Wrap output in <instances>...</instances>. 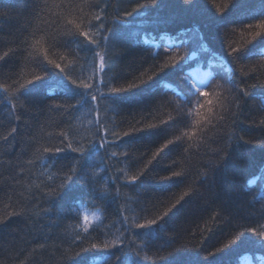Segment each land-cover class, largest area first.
Masks as SVG:
<instances>
[{"label": "trees", "instance_id": "1", "mask_svg": "<svg viewBox=\"0 0 264 264\" xmlns=\"http://www.w3.org/2000/svg\"><path fill=\"white\" fill-rule=\"evenodd\" d=\"M136 3L146 7L125 17ZM262 20L264 0H197L194 8L182 0H0V264H264V247L247 231H264V37L251 34L264 29L247 28ZM77 24L100 46L69 39ZM231 47L244 49L238 59ZM186 54L176 61L182 71L165 68L138 88L109 91ZM50 61L77 85L91 84L97 99L78 102L83 89ZM186 74L211 82L201 91L225 117L215 128L196 123L203 108L187 107L206 104ZM34 76L44 78L29 85ZM233 78L247 93L239 108ZM178 114L187 119L169 120ZM147 124L157 127L132 132ZM77 161L86 165L77 164V183L54 198L50 189L67 183ZM157 215L163 220L150 229L136 227ZM92 243L118 246L81 252Z\"/></svg>", "mask_w": 264, "mask_h": 264}, {"label": "snow or ice", "instance_id": "2", "mask_svg": "<svg viewBox=\"0 0 264 264\" xmlns=\"http://www.w3.org/2000/svg\"><path fill=\"white\" fill-rule=\"evenodd\" d=\"M148 2L152 6H158L159 5V0H148ZM182 2L184 4H186L187 6L192 7V8H194L197 5V0H182ZM234 2H235V0H233V3ZM88 6L89 7H97V8H99L100 4L99 3H95V4H91L90 3ZM108 7H110V4H105V8H108ZM144 7H146V5H142L140 3H136L135 8H133L131 12H129V11H125L124 12V16L125 17H130V16L133 15V13H135L137 11V9H141V8H144ZM102 11H103V9H102ZM218 11L222 14L221 16H223V14L226 13L228 10L225 9V8H220V9H218ZM94 19L96 21H100L101 20V16L100 15H96L94 17ZM71 23L74 24L75 21H72ZM221 27H222V29H225V30L234 31V29H229V25H222ZM247 28L249 30H252L254 28L264 29V20H262L258 25H253V24L250 23V24L247 25ZM76 29H77L76 32H73V33L70 34L69 39L74 38V37L83 36V37L87 38L88 43H90L92 45H95L97 47H99L100 44L102 43V41H97V40L93 39L90 36L88 31H79L80 25L77 24L76 25ZM104 31L105 32H109L111 30L108 29V28H104ZM251 34H252V40H256L257 37H264V35H262V33L260 31H254ZM104 39H107V37H104ZM186 43L187 42L185 40H181L179 46L180 47H184L186 45ZM249 43H251V41H249ZM243 50H244L243 48L231 47L230 54H235V58L238 59L240 57V53ZM205 51H207V49H205ZM4 55L7 56L8 53H5ZM166 55H167V53H166ZM3 59H4V57H0V60H3ZM187 59H188V55L187 54L184 57H177L176 55H169V61H171L172 63L166 62L163 65V67H157V70L153 71L152 75L148 76L146 80L145 79H138L136 83H127L126 86L113 87V88H110L109 91L111 93H113V94H118V93L127 92V91H129L131 89H134V88H138L139 86L144 85L147 82L151 81L153 79V77L157 76L159 72H163L165 68H173V67H175L177 70L182 71V68H180V63H182L184 60H187ZM177 60H179L180 63H176ZM49 63H51L54 66V68L59 69V73L63 74L65 76V78L68 81L71 82L72 85H75L77 88L83 89V91H81V95L79 96L80 97V101H78V102L87 103L89 100L90 101H95L97 99L96 95H92L91 94V89H92V85L91 84L81 82V84L77 85V82L75 80H72L70 76H67V74L64 72V68L61 67L60 64L55 63V61H50ZM99 66H100L101 71H103L104 70V57H100V65ZM145 71H147V70H145ZM144 74L145 73H141V76H143ZM242 74L246 75L247 73L246 72H242ZM47 75H48V72H45V76L44 77H46ZM44 77L34 76L33 80L32 81H28L27 83L29 85H32L34 82L40 81ZM182 79L184 81H188L189 78L186 75V76L182 77ZM231 84H232L233 90L237 93V96L233 100L232 103L234 104V106L236 108H239L240 107L239 96L240 95H247V93L245 92V90L243 88L239 87V83H238V81L236 79L233 78L231 80ZM210 86H211V82H208L206 84H202L199 81H190L189 82V91L192 94H194V95H198V96L203 97V98H208L211 95V93L209 91H207V90L201 91V88L206 89V88H208ZM105 87H107V85H105ZM85 92H87V99H85ZM104 98H107V97H104ZM189 103H191L190 100H189ZM207 105H208V107H207V113L206 114L205 113H201L200 111H196L195 112V114L197 116L201 117V119H198L196 121V123L197 124L203 123L205 125V127H207L208 125H212L215 128L216 125L213 124V120L216 119L217 123H219L221 120H224L225 117H216L213 114V107H212L213 101L211 99L207 100ZM204 107H205L204 104H198L197 105L198 109L199 108H204ZM225 111L228 113V118L234 117L236 115L235 111L230 110L229 107H225ZM149 115H150V113H149ZM186 119H187V115L186 114H178L176 117L169 116V120L173 121L174 123H179V122H182V121H184ZM162 123H167V122L165 121V122H162ZM156 127H157V125H155V124H147V125H145L143 127H140V128H133L132 132L140 133V132H143V131H146V130H153ZM103 131L107 132L108 130L107 129H103ZM16 132H17V129L16 128H12L10 135H14V134H16ZM96 132H97V135L99 137V139L96 141V143L98 145H103V144L107 143L106 137L105 136H100L101 128H100L99 124H97V126H96ZM108 134L112 135V136H117V134L115 132H110ZM124 135L127 136V135H129V133L125 132ZM3 139L5 141H7L8 137L6 136ZM65 143H66V146H67L68 149H72V143L70 141L65 142ZM171 143H173V142L169 141V144H171ZM109 146H111V145L109 144ZM64 150L65 149L60 148V147H57L55 149V151L57 153L62 152ZM73 150L77 151V152H80L81 154H85V150L83 148H77V149H73ZM45 151L51 152L52 149H45ZM113 155H115V153H113ZM217 155H221L222 159L224 161H226L229 158L230 154L228 152H226L224 149H219L217 151ZM77 164H79L81 168L86 166L85 164H80V162H78V161L73 163V164H70L68 166V171L72 175L65 174L63 176V180H65L67 183L62 184L60 186L59 190L50 189L51 195L54 198L61 196V194L64 193L65 190L71 184L77 183L76 180H73V176L77 177V180L79 178V171L77 169ZM179 175L180 174L176 173V172L172 173V176H179ZM138 179H139V177L135 176V175L131 177V181L132 182H135ZM177 203H179V201H177ZM173 207H175V205H173ZM168 211H171V209H169ZM16 214L17 213H13V215H16ZM164 215H167V212H165ZM85 220H87V217H85ZM162 220H163V216L157 215V217L155 219H148V220L145 221L144 224H137L136 227L137 228H141V229H144V228L150 229L153 225H156L158 223V221H162ZM3 222L4 221L0 220V223H3ZM85 231L87 232V228L85 229ZM247 231L250 232V233L255 234L259 238L260 242L262 244H264V231L257 232L255 228H249ZM241 235H243V234H241ZM81 243H83V240H81ZM123 243H124L123 240L120 241V244H123ZM232 243H233V241H229V244H232ZM117 246L118 245L116 243H113V244H109V243H92L87 248H81V252L89 253L91 250L109 249V248H115ZM224 247H228V245H225ZM217 251H220V249H217ZM77 255H79V253ZM115 260L118 262L120 260V256H115Z\"/></svg>", "mask_w": 264, "mask_h": 264}, {"label": "rangeland", "instance_id": "3", "mask_svg": "<svg viewBox=\"0 0 264 264\" xmlns=\"http://www.w3.org/2000/svg\"><path fill=\"white\" fill-rule=\"evenodd\" d=\"M100 57H103V54L102 53H99V56H98V73H99V76H100V74L102 73V71H101V69H100ZM210 99V98H209ZM207 100H208V98H205L204 99V103L206 104L205 105V107L203 108V110H202V113H207V107H208V105H207ZM212 100V99H211ZM191 101V100H190ZM201 101H196L195 102V100H192L191 101V103H188L189 105L187 106V107H192V111L193 110H198V108H197V105L198 104H202V103H200ZM192 104V105H191ZM190 111V110H189ZM213 112H214V110H213ZM258 241L260 242V240L258 239ZM257 244H259L261 247H264V244H262L261 242L260 243H257ZM262 250H264V248H262Z\"/></svg>", "mask_w": 264, "mask_h": 264}]
</instances>
